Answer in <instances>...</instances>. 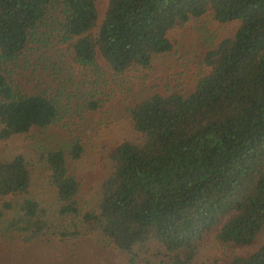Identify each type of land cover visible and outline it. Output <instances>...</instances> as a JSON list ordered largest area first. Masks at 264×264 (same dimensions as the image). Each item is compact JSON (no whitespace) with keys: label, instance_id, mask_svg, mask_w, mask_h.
Returning a JSON list of instances; mask_svg holds the SVG:
<instances>
[{"label":"trees","instance_id":"trees-1","mask_svg":"<svg viewBox=\"0 0 264 264\" xmlns=\"http://www.w3.org/2000/svg\"><path fill=\"white\" fill-rule=\"evenodd\" d=\"M204 14L239 24L205 50L207 70L189 90L149 93L127 107L139 138L109 153L96 210L80 207V182L69 168L83 151L79 137L38 152L55 191L52 211L29 195L26 156H0L2 235L17 232L29 242L97 231L127 252L154 239L163 246L158 264H202L197 251L212 234L238 247L257 243L264 229V0H108L96 34L95 0H0V139L55 123L72 101V113L99 105L60 55L49 54L53 45L64 43L94 71L99 53L120 73L150 65L172 48L169 29ZM45 64L51 87L37 80ZM18 68H30L34 89L13 76ZM52 216L72 220L56 224ZM228 264H264V243Z\"/></svg>","mask_w":264,"mask_h":264},{"label":"rangeland","instance_id":"rangeland-1","mask_svg":"<svg viewBox=\"0 0 264 264\" xmlns=\"http://www.w3.org/2000/svg\"><path fill=\"white\" fill-rule=\"evenodd\" d=\"M108 0H95L97 18L91 28L96 34L104 17ZM238 20L218 22L210 14L187 20L169 29L172 48L154 55L150 65L135 66L120 73L113 72L99 53L96 54V70L74 61L64 43L53 45L49 54H58L71 70L72 77L82 78L91 100H98L94 109H83L72 113V103L64 110L61 118L47 127H34L8 139H0V156L8 157L22 153L31 164L32 183L29 195L52 211L56 205L55 191L49 181V171L38 152L45 147H62L73 137H79L83 151L77 159H69V168L79 182L77 193L82 209H97L99 186L108 174L111 161L109 153L123 139L139 138L127 113V107L149 93H167L171 90L185 92L207 68L202 62L205 50L221 37L232 34ZM70 62V66L69 63ZM37 71V80L42 87H51L52 71ZM13 74L21 86L34 89V74L29 69H15ZM27 78V79H26ZM39 84V85H40ZM94 93V97L91 95ZM67 103V102H66ZM56 224H69L71 216H52ZM264 243V229L253 246L238 247L219 241L213 234L198 248L196 258L202 264H228L235 253H243ZM163 246L151 239L144 245H134L131 252L123 251L103 238L97 231L78 237H52L50 240L36 238L24 241L20 233H0V264H158L163 257Z\"/></svg>","mask_w":264,"mask_h":264}]
</instances>
